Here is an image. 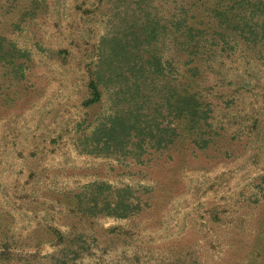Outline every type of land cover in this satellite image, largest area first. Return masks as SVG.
Segmentation results:
<instances>
[{"label":"trees","instance_id":"16d2710c","mask_svg":"<svg viewBox=\"0 0 264 264\" xmlns=\"http://www.w3.org/2000/svg\"><path fill=\"white\" fill-rule=\"evenodd\" d=\"M103 4L107 27L81 62V106L92 124L76 138L82 150L113 156L146 181L82 186L66 201L74 220L65 231L50 227L54 249L44 254L12 246L0 229V264H129L119 259L126 248L114 243L126 231L111 225L91 232L95 219L157 214L181 190L187 165L244 147V137L227 129L218 109L238 108H227L235 103L232 92L250 89L255 64L264 66V0H92L75 7L87 12ZM46 6L47 0H0V116L30 97L23 79L29 51L11 34ZM232 55L245 63L235 80L227 71ZM257 220L264 225V212ZM133 259L144 263L137 250ZM182 263L179 257L168 262Z\"/></svg>","mask_w":264,"mask_h":264},{"label":"rangeland","instance_id":"374dc122","mask_svg":"<svg viewBox=\"0 0 264 264\" xmlns=\"http://www.w3.org/2000/svg\"><path fill=\"white\" fill-rule=\"evenodd\" d=\"M91 1L47 0L43 13L11 34L29 51L23 79L30 97L9 116H0V229L6 241L24 252L54 249L47 240L50 227L68 229L74 215L66 201L85 184L146 181L113 156L82 150L76 138L92 124L81 106L86 92L81 62L93 55L92 43L107 27L104 4L87 12L75 7ZM63 47L67 53L58 51ZM244 64L232 55L229 78L235 80ZM255 65L250 89L232 92L235 103L227 108H238L218 109L227 129L244 137L243 149L187 165L181 190L157 214L95 219L91 232L111 225L126 231L114 239L126 248L119 256L122 263L135 264L137 250L143 264H168L174 257L182 264H264V228H259L264 225L257 220L264 212V66ZM105 109L106 103L97 110ZM252 118L257 120L249 130Z\"/></svg>","mask_w":264,"mask_h":264}]
</instances>
